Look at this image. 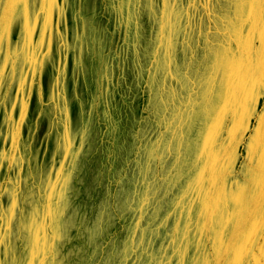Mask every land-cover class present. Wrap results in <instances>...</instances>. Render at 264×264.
Wrapping results in <instances>:
<instances>
[{
  "label": "rangeland",
  "instance_id": "rangeland-1",
  "mask_svg": "<svg viewBox=\"0 0 264 264\" xmlns=\"http://www.w3.org/2000/svg\"><path fill=\"white\" fill-rule=\"evenodd\" d=\"M249 2L0 0L5 264H264Z\"/></svg>",
  "mask_w": 264,
  "mask_h": 264
},
{
  "label": "snow or ice",
  "instance_id": "snow-or-ice-1",
  "mask_svg": "<svg viewBox=\"0 0 264 264\" xmlns=\"http://www.w3.org/2000/svg\"><path fill=\"white\" fill-rule=\"evenodd\" d=\"M144 2H148V0H144ZM182 0H165V4L168 5L169 7L172 8V11L174 12L176 8H178V6L181 4ZM190 2H198V0H190ZM205 2H207V0H205ZM261 3H264V0H260ZM168 14V9L166 8L165 10V15ZM167 27V25H166ZM3 31V21L2 19H0V32ZM175 36V35H173ZM185 47L187 48L188 47V44H187V41L185 43ZM172 52V49H171V46H169V53L171 54ZM61 79L63 78L62 75L60 77ZM190 83H192L191 80H189ZM61 91V89L59 88V85L57 87V92ZM55 95V93H54ZM60 116H61V119L63 118V108L61 107L60 109ZM3 189L0 188V191H2ZM0 244H2V242H0ZM0 264H5V262L0 259Z\"/></svg>",
  "mask_w": 264,
  "mask_h": 264
},
{
  "label": "crops",
  "instance_id": "crops-1",
  "mask_svg": "<svg viewBox=\"0 0 264 264\" xmlns=\"http://www.w3.org/2000/svg\"><path fill=\"white\" fill-rule=\"evenodd\" d=\"M256 1H258L260 4H262V7H264V3H261L260 0H250V2L246 6H250L251 7V5H253V3L256 2Z\"/></svg>",
  "mask_w": 264,
  "mask_h": 264
}]
</instances>
